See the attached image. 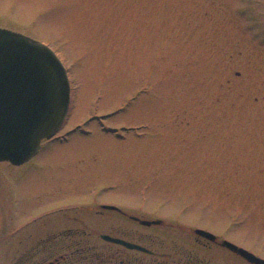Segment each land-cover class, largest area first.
Returning <instances> with one entry per match:
<instances>
[{
  "label": "rangeland",
  "instance_id": "obj_1",
  "mask_svg": "<svg viewBox=\"0 0 264 264\" xmlns=\"http://www.w3.org/2000/svg\"><path fill=\"white\" fill-rule=\"evenodd\" d=\"M0 28L70 84L55 138L0 162V264L68 219L106 232L102 205L264 258V0H0Z\"/></svg>",
  "mask_w": 264,
  "mask_h": 264
},
{
  "label": "water",
  "instance_id": "obj_2",
  "mask_svg": "<svg viewBox=\"0 0 264 264\" xmlns=\"http://www.w3.org/2000/svg\"><path fill=\"white\" fill-rule=\"evenodd\" d=\"M69 105L67 72L56 54L37 40L0 28V162L21 166L36 156L41 142L59 131ZM100 208L118 210L105 205ZM131 219L144 226L160 222ZM194 232L215 238L201 229ZM101 238L135 248L108 236ZM223 245L248 262L264 264L263 259L233 243L223 241Z\"/></svg>",
  "mask_w": 264,
  "mask_h": 264
},
{
  "label": "flooded vegetation",
  "instance_id": "obj_3",
  "mask_svg": "<svg viewBox=\"0 0 264 264\" xmlns=\"http://www.w3.org/2000/svg\"><path fill=\"white\" fill-rule=\"evenodd\" d=\"M98 209L97 214L107 218L103 220L106 232L97 234L88 223L68 219L69 225L75 223L78 227H64L58 235L39 241L36 251L32 247L24 254L28 256L25 260H29L24 264H253L223 245V241L233 242L210 231L205 230L214 239L195 234L198 228L189 229L183 238L175 237L172 231L179 227L177 223L128 214L120 208L107 210L99 206ZM111 214L116 220H110ZM131 217L160 222L144 226ZM101 236L121 240L135 248L103 240Z\"/></svg>",
  "mask_w": 264,
  "mask_h": 264
},
{
  "label": "trees",
  "instance_id": "obj_4",
  "mask_svg": "<svg viewBox=\"0 0 264 264\" xmlns=\"http://www.w3.org/2000/svg\"><path fill=\"white\" fill-rule=\"evenodd\" d=\"M27 257L23 254L22 257H20L18 264H24L25 262H28L29 260H25Z\"/></svg>",
  "mask_w": 264,
  "mask_h": 264
}]
</instances>
